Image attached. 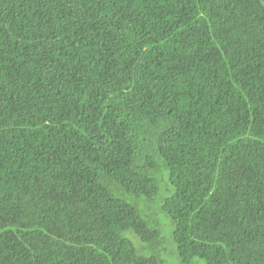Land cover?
I'll list each match as a JSON object with an SVG mask.
<instances>
[{"label":"trees","instance_id":"obj_1","mask_svg":"<svg viewBox=\"0 0 264 264\" xmlns=\"http://www.w3.org/2000/svg\"><path fill=\"white\" fill-rule=\"evenodd\" d=\"M264 264V0H0V264Z\"/></svg>","mask_w":264,"mask_h":264},{"label":"rangeland","instance_id":"obj_2","mask_svg":"<svg viewBox=\"0 0 264 264\" xmlns=\"http://www.w3.org/2000/svg\"><path fill=\"white\" fill-rule=\"evenodd\" d=\"M167 264H179L175 258H167ZM192 264H203L201 260L195 259Z\"/></svg>","mask_w":264,"mask_h":264}]
</instances>
